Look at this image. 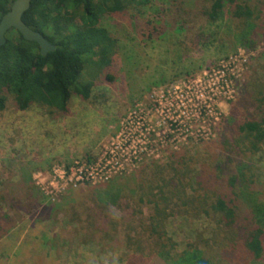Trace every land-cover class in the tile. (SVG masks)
I'll return each instance as SVG.
<instances>
[{
    "label": "rangeland",
    "instance_id": "rangeland-1",
    "mask_svg": "<svg viewBox=\"0 0 264 264\" xmlns=\"http://www.w3.org/2000/svg\"><path fill=\"white\" fill-rule=\"evenodd\" d=\"M168 5L151 0L138 14L107 9L100 26L116 40L112 79L91 81L87 100L73 96L60 114L32 105L0 116V215L13 218L0 237V264H132L130 254L148 257L149 206L136 193L123 192L111 205L99 195L126 185L136 190L138 180H151L146 165L154 163L176 159L211 171L223 148L232 149L225 117L244 90L253 100L249 113L264 115V38L242 45L227 35L225 19L176 32L155 19L168 18ZM161 8L164 17L156 16ZM148 20L159 32L149 34ZM237 152L231 166L250 164L264 180V143L253 156ZM174 212L162 240L173 252L225 246L213 219Z\"/></svg>",
    "mask_w": 264,
    "mask_h": 264
},
{
    "label": "trees",
    "instance_id": "trees-1",
    "mask_svg": "<svg viewBox=\"0 0 264 264\" xmlns=\"http://www.w3.org/2000/svg\"><path fill=\"white\" fill-rule=\"evenodd\" d=\"M12 2L0 0V19ZM150 3L151 0H32L22 21L55 48L42 54L35 42L10 30L12 34L6 35V42L0 46V116L7 110H25L32 105L45 106L49 114H60L67 111L73 96L87 100L92 82L112 79L116 40L105 35L100 26L107 9L118 15L135 9L138 14L142 6ZM160 13L164 17L163 8L156 16ZM225 15L227 18H223ZM155 19L163 20L176 32L193 31L201 19H225L227 35L242 45L246 46L250 38L254 39L251 44L256 43L255 38H264V0H169L168 18ZM152 23L153 20L146 22L148 27ZM150 28L153 30L149 34L159 32L155 25ZM260 67L264 69V60ZM231 103L225 119L233 131L232 149L223 148L224 154L211 171L186 167L176 159L162 165L154 163L152 167L145 164L150 171L145 176L150 174L151 180H138L136 190L126 185V189L114 187L99 195L103 203L111 205L120 200L123 192L124 198L136 193L138 201L149 206L145 230L154 238L153 246L148 257L130 254L132 264H137L136 260H141L140 264H264V180L250 164L231 166L234 149H239L238 155L251 156L261 149L264 115L258 119L249 113L253 100L247 90ZM5 201L0 196V203ZM175 209L213 219L225 246L211 251L190 244L173 252L171 245L162 240L166 237L165 219ZM47 210L45 206L41 213ZM12 221V216L0 215V237L12 227Z\"/></svg>",
    "mask_w": 264,
    "mask_h": 264
},
{
    "label": "water",
    "instance_id": "water-1",
    "mask_svg": "<svg viewBox=\"0 0 264 264\" xmlns=\"http://www.w3.org/2000/svg\"><path fill=\"white\" fill-rule=\"evenodd\" d=\"M32 0H13L9 10L0 19V46L6 42V34L11 29L18 31L27 41L35 42L42 54L54 50L51 44L40 32L33 30L22 21V14L29 8Z\"/></svg>",
    "mask_w": 264,
    "mask_h": 264
}]
</instances>
